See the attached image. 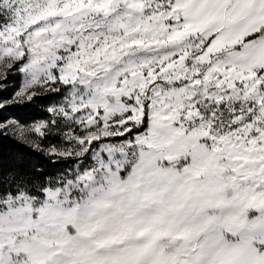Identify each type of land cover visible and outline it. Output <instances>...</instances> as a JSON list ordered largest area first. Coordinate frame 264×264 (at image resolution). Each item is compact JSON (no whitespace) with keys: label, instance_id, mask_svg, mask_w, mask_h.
<instances>
[{"label":"snow or ice","instance_id":"6c2138e0","mask_svg":"<svg viewBox=\"0 0 264 264\" xmlns=\"http://www.w3.org/2000/svg\"><path fill=\"white\" fill-rule=\"evenodd\" d=\"M10 77L0 264H264V0H0Z\"/></svg>","mask_w":264,"mask_h":264},{"label":"trees","instance_id":"16d2710c","mask_svg":"<svg viewBox=\"0 0 264 264\" xmlns=\"http://www.w3.org/2000/svg\"><path fill=\"white\" fill-rule=\"evenodd\" d=\"M19 78L12 77L6 88L0 89V101L10 100L17 90ZM54 94L42 95L31 102L11 104L0 108V122L15 120L24 125L47 120L48 108L57 103ZM0 165L5 168L16 167L24 170H40L44 173H56L66 164H57L49 160L42 152L17 140L0 136Z\"/></svg>","mask_w":264,"mask_h":264},{"label":"rangeland","instance_id":"374dc122","mask_svg":"<svg viewBox=\"0 0 264 264\" xmlns=\"http://www.w3.org/2000/svg\"><path fill=\"white\" fill-rule=\"evenodd\" d=\"M11 78H12V77H10L9 80H10ZM17 78H18V77H17ZM19 83H20V80H19ZM18 86H19V84H18ZM56 104H57V103L51 105L49 108L53 107V106L56 105ZM49 108H48V109H49ZM49 114H50V113H49ZM50 115H51V114H50ZM11 121H15V120L11 119V120H8L7 122H11ZM42 121H43V120H42ZM37 122H39V121H37ZM35 123H36V122H35ZM32 124H34V123H32ZM32 124H30V125H32ZM0 136H3V137H6V138H10V139L17 140V141H19V142H21V143H23V144H25V145H27V146H29V147H32L31 145H29L28 143L24 142L23 140H21V139L15 137V136H13L11 132H9L7 135H0ZM52 142H57V141L53 140ZM47 143H48V141H45V142L42 144V147H46V146H47ZM32 148H33V147H32ZM33 149H35V148H33Z\"/></svg>","mask_w":264,"mask_h":264}]
</instances>
